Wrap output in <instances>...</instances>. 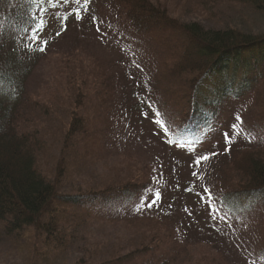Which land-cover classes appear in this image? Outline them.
Wrapping results in <instances>:
<instances>
[{
    "label": "trees",
    "instance_id": "16d2710c",
    "mask_svg": "<svg viewBox=\"0 0 264 264\" xmlns=\"http://www.w3.org/2000/svg\"><path fill=\"white\" fill-rule=\"evenodd\" d=\"M91 1L85 5L84 0L79 4L75 0H0V248L8 246L0 250V264H15L19 257L26 264H69L75 251L82 256L73 264H182L189 260L187 246L202 244L191 242L189 233L186 239V226L168 215L192 196L176 173L158 179L155 170L138 164L121 168L108 184L93 181L100 186L91 189L69 183L74 173L77 176L107 164L109 156L117 157L108 153L121 133L118 105L113 102V67L101 63L86 47L73 45L55 60L66 95L54 104L62 106L49 107L52 99L25 89L31 77L41 73L40 65L46 62L47 66L55 55L47 51L51 40H43L48 23L61 21L65 28L69 19L93 18ZM104 1L108 3L104 11L117 29L126 27L149 42L148 47L139 42L136 47L144 60L137 71L148 72L150 81L142 87L133 85L131 97L135 111L145 119L155 112L154 108L149 112L151 104L160 119L167 117L168 107L173 110L178 123L176 135L169 140L172 147L199 146L217 130L226 108L253 90L249 100L253 120L248 124L236 120L238 130L229 134L226 155L210 167L202 183L210 184L203 188L211 193L204 191V200L211 199L217 212L229 218L245 212L246 204L253 208L264 203V143L250 140L253 132L264 131V32L222 23L217 27L182 23L155 0ZM203 1L201 10L186 6L185 12L210 16L211 8L227 7L231 10L224 8V12L235 11L240 18L249 13L264 17V0ZM50 76L56 77L48 75L43 86L51 82ZM42 98L44 103L38 100ZM60 151L63 160H57ZM116 160L115 165L123 164V159ZM198 185L191 188L198 192ZM149 198L157 209L150 214L146 209L151 208L144 204ZM130 199L141 205L136 216L124 220L132 229L126 239L113 236L102 241L90 234L95 227L92 215ZM62 209L88 216L71 217ZM103 222L117 223L113 218ZM181 233L189 242L186 247L181 245ZM248 237L257 252L253 264H264V224ZM206 264L235 263L220 256Z\"/></svg>",
    "mask_w": 264,
    "mask_h": 264
},
{
    "label": "rangeland",
    "instance_id": "374dc122",
    "mask_svg": "<svg viewBox=\"0 0 264 264\" xmlns=\"http://www.w3.org/2000/svg\"><path fill=\"white\" fill-rule=\"evenodd\" d=\"M162 7H166L170 13L179 19L180 22H198L205 26H220L222 23L225 27H241L243 29H253L256 32H264V17L257 18V15L249 13L247 17L240 18L235 11H228V14L224 12L227 8H222L216 11L217 8H211V14L202 15L196 13L193 16L189 12H185V7L190 6L194 9H200V4L205 3L203 0H155ZM207 3V2H206ZM94 5L93 15H90L86 19L72 18L65 23V28L61 21H50L46 30L44 31L43 40H51L47 51L55 53L53 58H50L49 64L46 66V62L40 65L41 73L31 77L29 84L25 87L28 93L36 95L38 93H44L45 97L52 99L49 107L62 106L57 105L61 98L65 94V81L58 77L56 74V67H58L57 60L60 53H63L70 46L77 45L83 46L88 50L93 51L96 56L102 59L101 63L112 68V78L116 86V94L113 99L114 104H117V128L118 142L115 147L108 151L109 154L117 156H109V162L107 164L98 165L97 167H91L85 170L84 173L72 176V180L69 182L73 185H79L84 189H91L100 186L93 185V181L101 182L102 184H108L113 177L118 173L117 171L122 169H129L130 166L140 165L142 167H149V170H155L158 175V179L166 174L173 175L176 173L177 180L181 183L183 189L191 191L192 196L178 203V205L169 211L168 215L178 221L179 224L186 226L188 231L186 233V239H189L191 235L194 244L197 241L202 242L198 246L194 247L193 244L187 246V240L182 239L181 245L187 246L189 249V260H182V264H206V261L210 258H217L222 256L224 260H227L235 264H253L252 258H257V252L250 244L249 235H255L258 230L264 224V203L256 205L255 207H248L245 212L237 214L234 218H229L225 213H218L216 204L210 199L204 200L203 188H209L210 184L204 185L202 180L206 178L209 173V169L212 165L219 164L222 157L226 155L227 141L224 134H231L232 131L238 130V123L235 124L237 117L248 124L251 118V112L253 109L250 106L249 100H251V92L243 96V98L230 104L226 108V115L221 118L220 124L217 130L211 135L205 137L199 146L172 147L170 139L176 135L177 118L174 115L173 110L168 107L164 119H160L156 114L155 107L149 105V112H154L149 119H145L144 116H140L138 111H135V100L132 99L131 93L133 92V85H140V87L149 84L150 78L148 72H139L138 65L144 60H141L138 56V49L136 43L141 45L145 44L149 46L147 39L140 35L133 34L126 27L116 26L111 22L110 16L106 15L104 11L105 4L108 3L104 0H92L91 5ZM228 9V8H227ZM231 10V9H228ZM218 12H222L220 15ZM52 19V18H51ZM97 21V22H96ZM91 23L94 26H91ZM98 28V30L95 28ZM47 37V38H46ZM53 61V62H52ZM141 66V65H140ZM137 67V68H136ZM147 67V66H146ZM148 68V67H147ZM143 69V67H141ZM145 69V68H144ZM50 81L47 85L43 86V81L49 78ZM129 81L132 86L129 85ZM63 82V83H62ZM138 82V84L136 83ZM42 95V94H41ZM68 97V96H67ZM250 97V98H249ZM43 102L42 99H38ZM37 100V101H38ZM67 103V102H64ZM46 105V104H45ZM44 105V106H45ZM54 105V106H53ZM64 106V105H63ZM57 107V108H58ZM154 108V111H153ZM142 111V109L140 110ZM129 112L130 117L125 118V114ZM256 112V110H255ZM249 114V115H248ZM144 115V114H143ZM251 123V122H250ZM237 125L233 128L232 125ZM254 134V136H253ZM252 138V139H250ZM251 143H264V131L261 130L259 134L253 132L250 136ZM227 143V144H226ZM231 143V142H230ZM234 143V141H233ZM233 145V144H232ZM230 145V146H232ZM184 152V153H183ZM182 153V154H181ZM57 160H63L64 156L62 152L56 153ZM199 156H207V160H202L197 166L195 160ZM69 158V157H68ZM123 159L121 162L115 165L116 159ZM69 163L72 159L68 160ZM128 162V163H126ZM138 165V166H139ZM128 166V167H127ZM162 166V171L157 169ZM193 172L196 175H193ZM153 173V172H152ZM102 178V179H100ZM175 179V180H176ZM200 182L201 187L198 185L197 190L191 188L194 184ZM100 183V184H101ZM104 184V185H105ZM190 188V189H188ZM175 196V195H174ZM147 208V212L156 211L153 199L149 198L144 203ZM141 201L136 199H130L129 202L120 200L108 207L103 208L99 214L92 215V221L95 227L90 228V234L98 235L102 241L109 240L111 237H120L126 239L131 234V227L125 224L126 219L131 216L137 215V209L140 208ZM150 205V206H149ZM163 205V204H161ZM157 205V206H161ZM165 209V208H163ZM64 213H69L71 217L84 218L88 214H82L81 212L71 209L70 212L62 209ZM145 211V212H146ZM144 212V211H142ZM142 213L139 215H146ZM88 218V217H87ZM113 218L117 223L103 222L104 219ZM125 220V221H124ZM100 222L105 223L106 226ZM100 223V224H99ZM189 233V234H188ZM93 239V238H92ZM252 240V238H251ZM208 242L209 245L205 243ZM214 245V247H212ZM193 246V247H192ZM167 246L164 250H168ZM8 250V246H1L0 250ZM17 254V252H14ZM158 253L156 256H160ZM81 253L72 252L69 258V264H73L77 258H81ZM1 262V260H0ZM15 264H26L23 258L17 260Z\"/></svg>",
    "mask_w": 264,
    "mask_h": 264
},
{
    "label": "snow or ice",
    "instance_id": "6c2138e0",
    "mask_svg": "<svg viewBox=\"0 0 264 264\" xmlns=\"http://www.w3.org/2000/svg\"><path fill=\"white\" fill-rule=\"evenodd\" d=\"M75 2H76L77 4H79V3H80V0H75ZM88 3H89V0H84V4H85V5H87ZM77 18H79V19H83V17H77ZM38 38H39V37H37V39H38ZM45 43H46V42H45ZM41 50H43V49H41ZM237 119H239V117H237ZM232 127H233V128H236L237 125L233 124ZM224 136H225L226 139L229 138V134H228V133H225ZM207 159H208L207 156H199V157L196 158V160H195V164L198 166V165L201 163L202 160H207ZM193 175H196V173L193 172ZM204 191H205L206 193H208L209 195H211V193L209 192L208 189H205ZM149 206H150V205H149Z\"/></svg>",
    "mask_w": 264,
    "mask_h": 264
}]
</instances>
